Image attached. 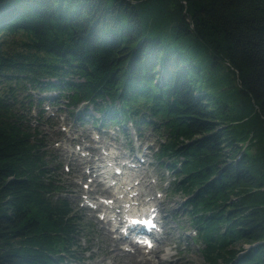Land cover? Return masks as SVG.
<instances>
[{
	"label": "trees",
	"instance_id": "obj_1",
	"mask_svg": "<svg viewBox=\"0 0 264 264\" xmlns=\"http://www.w3.org/2000/svg\"><path fill=\"white\" fill-rule=\"evenodd\" d=\"M50 91L93 125L153 127L206 264H264V0H0V264L80 249L29 121Z\"/></svg>",
	"mask_w": 264,
	"mask_h": 264
},
{
	"label": "rangeland",
	"instance_id": "obj_2",
	"mask_svg": "<svg viewBox=\"0 0 264 264\" xmlns=\"http://www.w3.org/2000/svg\"><path fill=\"white\" fill-rule=\"evenodd\" d=\"M56 94L57 91L53 94L51 92L43 93L40 97L56 96ZM36 97L35 92L33 98ZM45 99L41 106L42 115L37 118L33 112L30 115L33 116L30 121L36 131L41 133L45 139L44 149L50 161V168L56 176L54 180L63 188V192L59 196L67 200L78 215L84 233L83 237L77 238L80 249L75 252L76 259L66 257L65 264H206L201 253L202 244L197 238L195 230L192 229L189 216L184 209L186 195L181 191L176 193L172 191L175 181L174 171H167L165 167L162 168L158 165V161H155L154 152L160 144V138L153 127L145 126L139 131L134 125H127L129 133L121 134L115 131L114 126L109 125L106 128L110 131L106 130V133H103V130L97 128V131L96 127L93 128L88 121L81 122L75 119L76 112L81 111L82 106L67 109L62 99H56V103L48 102ZM32 111L34 110L32 109ZM87 111L88 116L99 118L98 113L91 106L87 107ZM68 112H71L72 116ZM94 137H98V139ZM126 141L133 143L129 145ZM124 144L127 145L124 146ZM134 144L138 145V149ZM132 148H134L133 153L131 152ZM101 150L112 153L120 161L125 157H134L135 155L144 161L139 164L145 175L144 181L152 183L149 184L151 197L157 195V199H155L157 208L160 215L164 217V222L167 223V227L158 237L156 248L149 255L143 253L145 261L143 257L130 255L134 251L132 253L123 251V248L130 247L126 246V241L117 239L115 233H106L107 224L99 223L94 217H90L89 213L81 209V205L86 201L84 197L87 193L82 188V184L87 183V178H89L85 175L89 171L88 164L84 162L82 156L88 153L87 156L90 157L89 151H92L90 158L94 163V159L100 156ZM133 162L137 164V160ZM59 165L61 169H58ZM137 170L138 168L135 171ZM146 186L148 184L144 187ZM91 190L93 192L88 194L90 197H94L96 192H100V189H94L93 186L90 187ZM146 199H149V196L142 197V200ZM229 246L235 248V251L249 248V245L242 241L233 245L229 244ZM243 253L241 252L239 256ZM165 256H169V260L163 263L162 260H165Z\"/></svg>",
	"mask_w": 264,
	"mask_h": 264
},
{
	"label": "bare ground",
	"instance_id": "obj_3",
	"mask_svg": "<svg viewBox=\"0 0 264 264\" xmlns=\"http://www.w3.org/2000/svg\"><path fill=\"white\" fill-rule=\"evenodd\" d=\"M91 153H93L92 151H89V155H91ZM82 159H84V162H86V164H88V169H92L95 165V163H93L92 161H91V158L89 157V156H87V155H83L82 156ZM98 160L96 159L95 160V162H97ZM85 164V165H86ZM138 180L139 181H142L143 180V177H138ZM95 182H97V184H99V182L97 181V180H94ZM137 183H135V181L133 180V181H131L130 183H129V185H124L123 186V189H125L124 191L123 190H121V192H118V194H117V196H119L120 198H123V195H124V197H126V195L127 194H129V193H133V192H135L134 194H136L137 196L135 197V198H137V197H143V196H145L146 198L149 196V199H146V200H142V198H138V201L139 200H141V202H139V208L142 206V204H144L145 205V202L147 203L149 200H152V199H155V197H157L156 195H155V197H151L152 196V194H150V191H151V188L149 187V186H146V187H140V188H137L135 185H136ZM145 186V185H144ZM127 188H129V190H127L126 191V189ZM101 193H103V194H106V195H110V193H109V191L108 190H103V191H101ZM123 193V194H122ZM157 199V198H156ZM123 201V203L124 202H126V200H122ZM133 201V200H132ZM118 201H115L114 200V203H117ZM155 207H157V205H155ZM113 210H115L116 209V207H113L112 208ZM141 209H144V208H141ZM161 210V209H160ZM105 232L106 233H108V231L107 230H105ZM159 249V248H158ZM144 251V250H143ZM141 249H139V248H135L134 249V253L133 254H130V255H136V256H140L141 258L143 257V252ZM124 253V252H123ZM109 258V257H108ZM143 259H144V261L146 260V258H144L143 257ZM142 259V260H143ZM165 260H162V262L164 263V262H167L168 260H169V256H165V258H164ZM113 260V259H112ZM106 261V260H105ZM112 263V262H111Z\"/></svg>",
	"mask_w": 264,
	"mask_h": 264
},
{
	"label": "snow or ice",
	"instance_id": "obj_4",
	"mask_svg": "<svg viewBox=\"0 0 264 264\" xmlns=\"http://www.w3.org/2000/svg\"><path fill=\"white\" fill-rule=\"evenodd\" d=\"M154 226V225H153Z\"/></svg>",
	"mask_w": 264,
	"mask_h": 264
}]
</instances>
